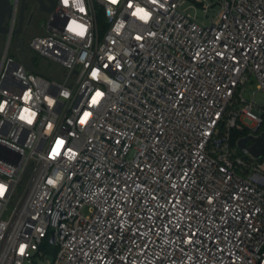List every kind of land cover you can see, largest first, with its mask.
Masks as SVG:
<instances>
[{
    "label": "built area",
    "instance_id": "built-area-1",
    "mask_svg": "<svg viewBox=\"0 0 264 264\" xmlns=\"http://www.w3.org/2000/svg\"><path fill=\"white\" fill-rule=\"evenodd\" d=\"M9 2L0 264H41L45 240L49 264H264V154L230 143L264 132V0H217L210 25L186 0H56L27 44L56 78L8 57Z\"/></svg>",
    "mask_w": 264,
    "mask_h": 264
},
{
    "label": "rangeland",
    "instance_id": "rangeland-1",
    "mask_svg": "<svg viewBox=\"0 0 264 264\" xmlns=\"http://www.w3.org/2000/svg\"><path fill=\"white\" fill-rule=\"evenodd\" d=\"M206 1H209L213 4L206 14L203 13L201 7L195 6V3L192 0H186V4L183 8L192 6V8L187 9L188 13L194 15L199 22H203L205 25H210L220 8L217 0ZM47 18L48 14L41 12L38 9L35 0H26L23 31L17 38H13V40L11 41L10 49L7 55L8 57H11L18 62L24 64L26 62L25 66L29 69L30 67H33L36 70L43 69L46 74L48 73V75H55L54 78H56L58 70L60 68L59 65L49 62L27 51V44L30 38L44 32V26L47 23ZM5 45L6 36L0 35V60L2 58L3 52L5 51ZM257 90L256 80L254 79V77H251L243 91V98L245 99V101L249 102L254 99ZM234 150V154H238L246 160L249 159V155L243 153L241 149ZM41 252L46 256V259H44L41 264H49L53 261L55 248L49 245L46 240L41 247Z\"/></svg>",
    "mask_w": 264,
    "mask_h": 264
},
{
    "label": "water",
    "instance_id": "water-1",
    "mask_svg": "<svg viewBox=\"0 0 264 264\" xmlns=\"http://www.w3.org/2000/svg\"><path fill=\"white\" fill-rule=\"evenodd\" d=\"M35 2L38 9L44 13H50L56 4V0H35ZM25 3L26 0H20L17 27L12 31L15 38H17L23 31ZM10 13L11 7L9 0H0V35L9 34V29L3 25V21L10 16ZM7 42L8 40L6 39L5 48ZM236 145L239 149L245 150L253 159L260 160L262 154H264V132L256 137H242L238 139Z\"/></svg>",
    "mask_w": 264,
    "mask_h": 264
},
{
    "label": "snow or ice",
    "instance_id": "snow-or-ice-1",
    "mask_svg": "<svg viewBox=\"0 0 264 264\" xmlns=\"http://www.w3.org/2000/svg\"><path fill=\"white\" fill-rule=\"evenodd\" d=\"M115 2H116V0H113V3H115ZM141 14H142V18H144V16H147V15H148V13H145L143 9H137V12L134 13V15H141ZM81 34H82V33H81ZM93 75L95 76L96 73H93ZM101 95H102L101 93H97V94H96V98H93L92 103H93V104L97 103V98L100 97ZM89 115H90L89 113H85V114H84V118L81 120V123H84ZM21 118L23 119V117H21ZM30 122H31V121L29 120V123H30ZM63 143H64V142H63L62 140H58V141H57V145H58L59 147H60L61 145H63ZM58 149H59V148H56V149L53 150L54 154H59V153H58ZM3 191H4V188H3L2 185H0V193H2ZM20 251L23 252V247H21Z\"/></svg>",
    "mask_w": 264,
    "mask_h": 264
},
{
    "label": "trees",
    "instance_id": "trees-1",
    "mask_svg": "<svg viewBox=\"0 0 264 264\" xmlns=\"http://www.w3.org/2000/svg\"><path fill=\"white\" fill-rule=\"evenodd\" d=\"M3 37H4V36H3ZM14 38H15V37H14ZM15 40H16V39H15ZM27 51H28V49H27ZM28 52H30V51H28ZM22 64L24 65V67H25L27 70H29V71L32 72V73H35V74L40 75V76H43V77H49V76H50V75H48V73L46 74V72H45L43 69L36 70V69L33 68V67H30V69H29V68H27V67L25 66L26 62H25V64H24V63H22ZM262 129H264V126H262ZM245 135H246V134H245L244 132L231 131V133H230V143H231V145L234 146L236 140L239 139V138H241V137H244Z\"/></svg>",
    "mask_w": 264,
    "mask_h": 264
},
{
    "label": "clouds",
    "instance_id": "clouds-1",
    "mask_svg": "<svg viewBox=\"0 0 264 264\" xmlns=\"http://www.w3.org/2000/svg\"><path fill=\"white\" fill-rule=\"evenodd\" d=\"M64 3L66 4V3H67V0H64ZM148 18H149V15L144 16L143 19H144L145 21H147ZM23 119H29V118H28L27 116H24ZM29 120H30V119H29ZM30 121H31V120H30ZM30 123H31V122H30ZM57 148H59L58 145H57ZM48 182H49V184H55V182H54L53 180H49ZM0 195H3V192L0 193ZM21 247H23V250H24V247H25V246H21ZM21 253H23V252H21Z\"/></svg>",
    "mask_w": 264,
    "mask_h": 264
},
{
    "label": "flooded vegetation",
    "instance_id": "flooded-vegetation-1",
    "mask_svg": "<svg viewBox=\"0 0 264 264\" xmlns=\"http://www.w3.org/2000/svg\"><path fill=\"white\" fill-rule=\"evenodd\" d=\"M26 4V3H25ZM37 5V4H36ZM25 11V10H24ZM6 20L7 18H5V20L3 21V25L5 26L6 25ZM18 20V19H17Z\"/></svg>",
    "mask_w": 264,
    "mask_h": 264
}]
</instances>
